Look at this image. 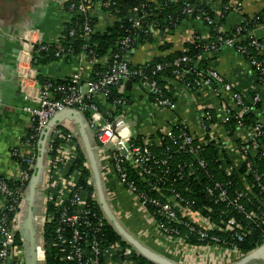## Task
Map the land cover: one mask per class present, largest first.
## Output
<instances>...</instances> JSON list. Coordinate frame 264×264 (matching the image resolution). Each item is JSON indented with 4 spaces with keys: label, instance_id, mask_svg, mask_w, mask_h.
<instances>
[{
    "label": "built area",
    "instance_id": "obj_1",
    "mask_svg": "<svg viewBox=\"0 0 264 264\" xmlns=\"http://www.w3.org/2000/svg\"><path fill=\"white\" fill-rule=\"evenodd\" d=\"M77 1L79 4H72L67 10L68 19L66 23L68 24L72 23L75 17L88 16L97 5H100L104 9H109L113 4L111 0L103 3L96 2L95 0ZM196 1L201 2V0ZM216 1L221 4L223 0ZM140 14H143L141 8L137 7L133 10V15L137 16L134 21L135 26H139L143 18L139 17ZM186 14L190 16L195 15L197 21L209 27L215 24L214 20L202 10L195 11L194 8L187 6ZM222 17V13H219V18ZM262 26V24H258L247 33L244 32L243 28L239 27L232 37H219L217 42H213L206 47V51H214L221 47L236 50L238 54L246 58L253 71L258 72L260 83L264 86V40L259 38ZM25 32L26 30L19 32L21 35L19 37L21 47L17 49V69L19 77L21 80H24L21 82L26 99L31 100L32 103V107L28 108L27 112L31 114L33 122L35 120L36 124L32 127L33 134L27 136L23 141L26 153H22L19 149L14 150L12 153L14 158L20 157L26 165V169L21 170L17 163L19 175L17 179L12 181H18L19 186L13 189L3 180H0V208L3 210V215L0 218V264H25V250L20 237V227L23 221V211L30 182L36 168L38 158L36 153V147L38 148L37 142L40 140L50 120L58 113L69 109L81 113L87 120L89 128L96 139L95 149L101 163L102 173L108 178L113 177L116 179L128 194L135 197L138 207L142 209L147 220L153 224L158 236L176 250L173 253L180 255L181 259H183V264L187 263V261L189 262V259H192L193 262V260L197 259L198 255L206 256L204 258H209V260L212 257L216 258V261L222 264L230 263L233 258L239 261L245 257L241 255L237 250L236 244L233 243L234 241H243L245 235L233 233V238L230 242L211 235V232L214 231L229 234L233 231V221H228L223 226V222L217 223L211 216L206 217L201 212H195L192 204L183 199L174 190L169 191L172 196L168 197L164 202L151 198L145 193L138 192V188L130 181V171H133L142 182H149L153 178L157 179L158 174L151 166L156 161H153L154 156L150 150L152 141L147 138L151 136L138 135L135 128V119L130 109H128L130 102L122 95L124 94L125 85L129 80L141 78V86L137 88L143 91L148 98L151 99L152 97L154 108L160 113L165 114V127L161 128L158 134L156 132V134L151 135L155 136L156 143L158 142V144L162 142V138H158L159 135L169 139L176 147L175 154L178 156L183 155L190 159L187 167H178V175L181 179L185 178L186 168L189 169V177H196L198 169H206L207 164L202 156V147L210 142L228 150L227 158L232 162L234 169H238V152L243 161H248L249 157H256L259 150L264 152L262 140L263 122L257 123L254 126H247L245 123V115L250 111H255L261 103L260 95L257 94L252 99L243 96L236 92L234 84L226 81L217 70L210 68L202 71L197 66H190V59L187 56L175 60L170 64V66L175 68L173 79L191 94L203 92L208 88L212 89L219 106L216 118L211 112L205 110L200 118L199 130L192 132L178 116L179 104L165 96L163 89L158 85L157 81L147 77L142 70H135L134 68L138 66L132 65L129 57H124L120 54L115 55L111 61L107 59L91 60L86 55H81L77 58L80 61L84 60V62H88L93 70L99 65L106 69L97 79L91 77V75L93 76V70L88 73L84 66L80 65L77 72L71 77L73 80L71 86L66 87L52 83L40 84L38 81L39 75L34 67L36 58L42 52L48 51L49 47L53 46H55L58 52L57 57L60 60L64 58L65 49L60 42L63 27L61 28L59 38H56L52 42H46L42 37H38V32L35 30ZM78 33H81L84 38H89L91 34L95 33V29L90 26L89 22H85L79 26V30H70L69 35L70 37H76ZM34 36L37 38H34ZM245 38L250 39L247 46L241 45ZM120 45L122 50L127 51L131 49L133 41L130 38H126ZM249 49L253 50L256 55L250 56ZM204 57L205 55L202 58ZM149 62L139 66H146L147 69L150 66ZM25 66H27V69H25ZM167 66L169 65H158L156 71L161 73ZM190 74L195 77L193 83H191L188 77ZM28 82H32V86L27 84ZM115 88L121 97L114 100L113 107H108L107 101L113 96ZM118 107L124 109L119 115L116 114ZM109 112H112V114ZM114 113L116 116L113 117ZM231 120L237 122L239 131L237 137H242V142L239 146L234 138L231 139L229 137V133L224 127ZM187 129L191 131V135L188 134ZM139 137L144 138L141 145L137 142L139 141ZM57 140H60L63 144L61 143L58 146L57 154L54 156L52 154L53 146ZM78 149L81 150L80 142L77 135L71 129L62 127L54 130L48 142L44 185V216L39 219L43 227V233L48 221L45 206L49 200L54 197L59 199L68 197V200L73 205L82 204L77 194L79 188L76 176L71 175L68 177L65 171L78 156ZM236 149L237 152L235 151ZM169 150L170 148H167V152ZM106 166L107 168H105ZM228 173H231L230 168ZM246 175H252L254 183L249 184L245 180L244 183L250 190L255 188L260 190L264 205V167L261 170L249 168ZM87 185L93 188L91 177L88 179ZM208 191L210 196L215 197L216 203L225 204L227 209L232 208L243 213L249 224L262 230L264 237V229L262 228V225L264 226V211L258 209V212L255 214L247 212L244 201L251 203L248 193L239 192L236 197H232L228 192L229 189L220 183H216ZM108 195L110 198L109 192ZM160 195L164 196L162 193ZM94 199L97 202L96 196ZM149 206L156 209L155 213L158 216V222L156 221V216L149 211ZM90 214L89 210L82 208L78 213L69 214L65 210L61 215L60 225L62 226L57 229L56 241L61 244L69 243L71 245V252L67 255V261H77L80 263L84 259V256H86L80 245L82 237L79 229L82 226L91 225L89 221ZM180 214H183L184 217L189 216L190 222L182 219ZM174 224L186 228L189 234L198 237L200 241H208L209 244L199 249L189 246L181 231L175 228V226L172 227ZM66 228H71L73 232L72 239L68 242H66L67 239L64 236ZM18 237H20V240ZM87 246L90 248L89 254L91 256H87L85 264H101L102 249L98 240L93 239ZM115 249L118 248L116 247ZM37 252L39 261L45 264L46 251L44 242L38 247ZM133 252L135 251L128 247L124 250V255L131 256ZM231 256L234 257L228 260Z\"/></svg>",
    "mask_w": 264,
    "mask_h": 264
},
{
    "label": "trees",
    "instance_id": "obj_2",
    "mask_svg": "<svg viewBox=\"0 0 264 264\" xmlns=\"http://www.w3.org/2000/svg\"><path fill=\"white\" fill-rule=\"evenodd\" d=\"M96 2H107L110 0H95ZM113 3L105 13H108L109 16L113 19L112 26L104 31L99 32L96 30V21L91 18L90 14L88 16H78L72 20V23H65L63 26V33L60 42L63 44L65 52L63 54V59L60 60L57 57V51L55 46L49 47L48 51L42 52L37 58V65L44 67L46 65L54 63H71L76 60L81 55H86L91 60H101L107 59L111 61L115 55H123L124 57H129L133 50L138 48L141 45L150 43L153 40L152 29L159 31V35H168L174 32L183 22L189 20H195V15L186 14V7L190 6L195 9V11H204L207 16L214 20L215 24L210 26V39L203 43H197L194 45H189L187 49L180 52H174L168 55H161L154 58L149 62L150 66L146 69V66L135 67V70H142L143 73L152 80L157 81L158 85L163 89L165 96L172 101L178 103V100L173 97V94L166 92V86L169 85V82L174 78L173 71L174 67L170 66L175 60L187 56L190 59V66H197L198 69L202 71L213 69L211 64L212 60H215L213 54L217 50L207 52L206 47L211 45L213 42H217L219 37L230 38L235 34L236 30L228 33H223L221 27L223 26V21L219 20L214 14L213 10L201 2L196 0H111ZM72 4H79L77 0H72L67 4V10ZM227 4V0H223L221 5ZM141 8L143 14H140L139 17H143L140 25L135 26L134 21L137 16L133 15V10L135 8ZM222 12L223 9H222ZM259 18L247 21L240 25L244 29V32H250L253 30L256 25L264 24V11L261 15H258ZM85 22H89L90 26L95 29V33L91 34L89 38H84L81 33H78L76 37H70V30H79V26L83 25ZM209 27V26H208ZM130 38L133 41V45L130 50H122L121 42ZM156 41V38H154ZM250 39L245 38L242 41L241 45H248ZM165 46L160 48L164 50ZM236 51V50H235ZM250 56L256 55V53L249 49ZM205 55L204 58H202ZM207 58V59H206ZM245 58V57H244ZM246 59V58H245ZM168 64L163 72H157L156 67L158 65ZM133 69V68H132ZM94 79L99 78L106 69L99 66H96L93 70ZM191 83H193L194 75H189ZM255 85L257 89L251 93L252 98L257 94L261 97V103L257 106L255 111H250L245 115V123L247 126H254L257 123L262 122L260 116V110L264 103V86L261 85L259 80L258 72L254 70ZM38 81L40 84H56L63 86H71L73 80L60 79L53 80L38 76ZM132 84L136 87L141 86V78H133ZM234 90L238 92V88L234 86ZM240 92V91H239ZM130 93L126 90V85L124 89V96L130 102ZM116 88L113 91V96L110 100L107 101L108 107L114 106V100L119 99ZM251 98V99H252ZM250 99V98H249ZM153 103V99H150ZM131 104V103H130ZM123 108H117L116 114L119 115ZM113 114V117L116 116ZM36 121L34 120L33 126H35ZM226 131L229 133L231 139H235L237 145L239 146L242 142V137H237L239 131L237 128V122L231 120L226 123L224 126ZM188 134L191 135V131L187 129ZM33 128L30 130L29 135L33 134ZM66 134H68L65 131ZM227 135V133H226ZM151 139L152 144L150 150L154 156L156 163L151 164L153 169H155L158 174L157 179H151L149 182H142L137 175L130 171V181L138 188L139 193H145L151 198L162 200L163 202L171 197L170 190L180 194L183 199L191 203L195 212H201L203 216H211L213 220L217 223H222L223 226L227 222L233 221L232 227L233 231L229 234L222 232L214 231L211 232V235L218 236L222 239H225L227 242L232 241L233 233H239L245 235L244 240L241 242L234 241L236 244L237 250L241 253L242 256H247L248 254L255 251L257 248L264 244L263 232L261 229L249 224L246 220L243 213L232 208L227 209L225 204L216 203L215 197L209 195V189L213 188L216 183L222 184L225 188L229 189V194L232 197H236L237 193L245 192L249 194L250 201H244L245 208L248 213L255 214L258 209L264 211V205L262 202V193L258 188L250 190L249 187L244 183L248 182L249 184L254 183V178L252 175H246V172L249 168H256L261 170L264 167V152L261 150L258 151L256 157H249L248 161H243L240 153L238 152V169H234L232 162L227 158L228 150L220 148L215 143L210 142L206 146L202 147V156L206 161V169H198L196 177L188 176V168L185 170V178L181 179L179 174V166L187 167L190 159L186 156H178L174 152L176 147L169 139L161 137L162 142L157 144L155 142V136L147 137ZM142 137H139L137 141L140 145L142 144ZM154 139V140H153ZM160 140V139H159ZM262 140L264 143V130L262 135ZM60 141V140H59ZM57 142L53 146L52 154L55 156L57 154L58 146L63 142ZM39 145V140H38ZM167 148H170L167 152ZM237 152V149L235 150ZM36 153L39 155V146L36 147ZM172 155V156H171ZM263 155V156H261ZM172 157V158H169ZM14 161L17 162L21 170L26 169V165L22 162L20 157H13ZM163 162H165L163 164ZM251 166H249L250 164ZM229 168L231 173L229 174ZM167 169H169L167 171ZM66 174L68 177L71 175L76 176L78 191L77 194L81 200V205H73L68 197L59 199L57 197L52 198L48 201L45 206V213L47 215V224L44 228L43 233V242L44 248L46 251V261L45 264H85V259L87 256H91L90 248L88 244L93 240L97 239L100 243L102 249V256L100 257L101 264H107L108 260L112 259L117 264H153L138 255L136 252H133L131 256H125L124 250L129 246L123 241L121 236L110 226L109 222L105 218L99 204L95 202V192L94 188L87 185L88 179L91 177V172L88 166V161L86 160L84 154L78 149V156L73 160L72 164L66 169ZM2 180V179H0ZM11 188L15 189L19 186L18 181H5ZM230 183L229 185H227ZM226 185V186H225ZM123 188V187H122ZM164 196H161L160 194ZM82 208H86L90 211L89 221L91 222L90 226H82L79 230L81 233L82 241L80 245L82 250H84V259L79 263L77 261H67V255L71 252V245L61 244L57 240V229L62 226L60 225L61 215L66 210L69 214H74L80 212ZM149 211L156 216V221L158 222V216L156 215L154 207L149 206ZM3 215V210L0 208V218ZM181 218L190 222V217H184L183 214H180ZM178 228L182 235L185 237L187 243L191 247L197 249L205 247L209 244L208 241H200L198 237L189 234L188 230L178 224L172 225V227ZM264 229V226L262 225ZM67 230L64 233L66 242L70 241L73 236L71 228H66ZM139 230L138 226L134 228V231ZM20 240V237H18ZM118 249H115V248ZM234 256H231L228 260L232 259ZM237 260L232 259L230 263L234 264Z\"/></svg>",
    "mask_w": 264,
    "mask_h": 264
},
{
    "label": "crops",
    "instance_id": "obj_3",
    "mask_svg": "<svg viewBox=\"0 0 264 264\" xmlns=\"http://www.w3.org/2000/svg\"><path fill=\"white\" fill-rule=\"evenodd\" d=\"M70 1L72 0H0V179L2 180L17 179L19 167L12 153L16 149L26 153L23 141L33 127V117L27 112V109L32 107V103L31 100L26 99L21 82L24 80L19 77L17 69V49L21 47L19 32L35 30L38 32V37H42L46 42L55 41L59 38L61 28L68 19L67 4ZM204 3L213 10L217 18L219 13H222L223 17L219 20L223 21L221 27L223 33H230L243 23L259 18L258 15L264 11V0H227V4L223 5L216 0H201V4ZM105 11L103 7L97 5L90 12L91 18L96 21V30L99 32H104L112 26L113 19ZM262 25L259 38L264 40V24ZM209 28L195 19L183 22L168 35H159V31L152 29L153 40L133 50L129 61L132 65L139 66L161 55L184 51L189 45L206 42L210 39ZM34 38L37 37L34 36ZM164 46L165 49L160 50ZM213 56L215 57V60L211 61L213 69L217 70L226 81L233 83L238 88V93L252 98L251 93L257 89V85H255L254 71L247 60L230 48H221ZM80 65H83L88 73L93 70L88 62L80 61V59L71 63L61 61L44 67L35 63L34 67L38 75L60 80L71 78ZM27 84L32 86V82ZM128 92L131 103L128 109L135 119L138 135L152 136L156 132L158 134L159 130L165 127V114L154 108L150 98L133 84ZM166 92L173 94V97L178 100V116L192 132L199 130L200 118L205 110L211 112L216 118L219 106L212 89L208 88L203 92L191 94L172 79L166 86ZM109 113L112 114V112ZM260 116L264 122V103ZM65 125L69 129L75 128V125L70 122H66ZM103 176L108 191L111 190L114 196L112 203L126 228L150 250L183 264L180 255L173 253L176 250L158 236L153 224L138 207L135 197L128 194L113 177L108 178L104 173ZM137 226L139 230L134 231ZM204 257L198 255L193 262L189 259V262L185 264H222L217 262L216 258L212 257L209 260ZM107 264L117 263L110 259Z\"/></svg>",
    "mask_w": 264,
    "mask_h": 264
},
{
    "label": "water",
    "instance_id": "obj_4",
    "mask_svg": "<svg viewBox=\"0 0 264 264\" xmlns=\"http://www.w3.org/2000/svg\"><path fill=\"white\" fill-rule=\"evenodd\" d=\"M35 63L37 64V62ZM131 86L132 80H129L127 82L128 91ZM66 122L75 125V128L72 129L71 127V130L77 135L82 153L88 161L97 203L110 226L114 228L130 248L149 262L153 264H182L150 250L148 246L138 240L132 232L126 228L121 217L117 214L114 204L109 198L101 163L95 149L96 139L94 134L90 130L85 117L81 113L72 109L60 112L53 117L39 140V155L36 162L35 172L30 182L28 196L23 211V221L20 227V237L23 241L25 250V264H44L39 261L37 250L38 247L43 244V227L40 224L39 219L44 216V185L46 177V162L48 158V142L54 130L67 127L65 125ZM235 264H264V244L237 261Z\"/></svg>",
    "mask_w": 264,
    "mask_h": 264
},
{
    "label": "rangeland",
    "instance_id": "obj_5",
    "mask_svg": "<svg viewBox=\"0 0 264 264\" xmlns=\"http://www.w3.org/2000/svg\"><path fill=\"white\" fill-rule=\"evenodd\" d=\"M105 168H107V166H106ZM108 192H109V194H110V198H111V200H113L114 196H113V194L111 193V190H109ZM223 264H224V263H223Z\"/></svg>",
    "mask_w": 264,
    "mask_h": 264
}]
</instances>
